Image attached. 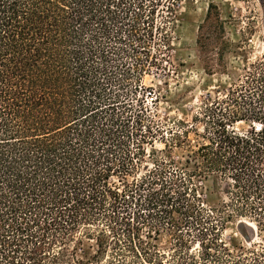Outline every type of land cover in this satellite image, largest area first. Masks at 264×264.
Here are the masks:
<instances>
[{
	"label": "trees",
	"instance_id": "obj_1",
	"mask_svg": "<svg viewBox=\"0 0 264 264\" xmlns=\"http://www.w3.org/2000/svg\"><path fill=\"white\" fill-rule=\"evenodd\" d=\"M161 3L0 0V264H264L223 239L234 219L264 234V53L136 175Z\"/></svg>",
	"mask_w": 264,
	"mask_h": 264
},
{
	"label": "rangeland",
	"instance_id": "obj_2",
	"mask_svg": "<svg viewBox=\"0 0 264 264\" xmlns=\"http://www.w3.org/2000/svg\"><path fill=\"white\" fill-rule=\"evenodd\" d=\"M155 19L142 82L145 91L138 101L145 109L146 126L156 136L145 145L138 176L161 161L164 142L181 131L179 121L193 124L209 96L224 93L244 74V67L264 53V0H163ZM247 127L239 124L236 130ZM197 131H203L202 124H197ZM171 151L176 160L187 158L183 148ZM197 184L211 204L225 200L223 185L214 190L211 179ZM223 239L233 250L264 245V234L249 219L228 223ZM169 241L163 234L159 245L168 246ZM81 250V255L84 250L92 252L88 244Z\"/></svg>",
	"mask_w": 264,
	"mask_h": 264
},
{
	"label": "snow or ice",
	"instance_id": "obj_3",
	"mask_svg": "<svg viewBox=\"0 0 264 264\" xmlns=\"http://www.w3.org/2000/svg\"><path fill=\"white\" fill-rule=\"evenodd\" d=\"M256 130L257 131H260L261 130L259 125L256 126Z\"/></svg>",
	"mask_w": 264,
	"mask_h": 264
}]
</instances>
